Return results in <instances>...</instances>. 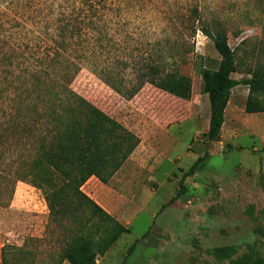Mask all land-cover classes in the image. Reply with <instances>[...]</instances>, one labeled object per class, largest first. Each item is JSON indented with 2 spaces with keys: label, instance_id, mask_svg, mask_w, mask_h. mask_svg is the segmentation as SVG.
Listing matches in <instances>:
<instances>
[{
  "label": "rangeland",
  "instance_id": "374dc122",
  "mask_svg": "<svg viewBox=\"0 0 264 264\" xmlns=\"http://www.w3.org/2000/svg\"><path fill=\"white\" fill-rule=\"evenodd\" d=\"M29 1L0 0V48L12 54L18 47L33 64L45 60V84L53 87L70 81L68 87L77 95L137 136L140 144L145 140L140 154L150 158L141 161L147 181L150 176L146 172L156 162V180H165L174 168L169 183L174 181L172 191L177 197L184 173L204 153L209 155L202 169L184 181L185 196L164 210L167 188L152 196L150 191H158L159 185L145 183L149 191L140 195L147 209L139 210L131 234L124 235L104 256L109 264H264V114L255 119L249 116L245 109L250 91L245 86L235 88L223 139L208 144L205 135L211 112L200 71H217L221 57L210 39L200 31L195 33L199 22H192L193 10L198 8L210 24H222L236 56L237 73L233 79L251 78L252 72L264 67V14L256 0H113L107 7L113 19L108 40L102 42V51L91 48L97 55L101 51L99 61L96 55L98 68L90 66L87 55L82 60L76 53L62 57L53 51L46 56L34 55V49L46 45L54 49V43L61 40L62 26L57 20L62 7L55 10L56 0H35L39 9L34 12ZM72 2L81 5L80 0H69ZM44 50L43 54L51 51ZM159 58L165 59L167 70L191 78L190 101L150 85L132 100H126L100 76L102 67L122 72L126 87L132 88L137 77L135 68L144 65L145 60L159 62ZM23 60L15 62L13 69L31 77L36 68ZM54 60L69 66L68 74L61 65L48 64ZM119 60L129 66L128 71L116 65ZM254 98L264 106L263 94ZM3 108L0 105V120ZM232 121L241 130L230 140ZM157 133L172 137L170 154L149 140ZM33 144L30 140L24 148L19 140L10 139L2 148L5 159L0 165V264L5 255L10 264H57L65 247L66 234L60 224L50 219L42 192L17 178L21 165L31 159ZM188 148L193 150L190 157L185 156ZM155 151L159 153L152 158ZM150 213L155 214L153 219ZM65 225L75 228L70 222Z\"/></svg>",
  "mask_w": 264,
  "mask_h": 264
},
{
  "label": "trees",
  "instance_id": "16d2710c",
  "mask_svg": "<svg viewBox=\"0 0 264 264\" xmlns=\"http://www.w3.org/2000/svg\"><path fill=\"white\" fill-rule=\"evenodd\" d=\"M33 1L35 0L28 3L35 12L38 11L39 4ZM65 1L63 3L56 0L55 5V10L62 7L63 11L58 13L57 20L62 26L59 32L61 40L54 43V49L47 45L39 50L34 49V55L46 56L53 51L62 57L76 53L79 55L78 60L87 55L86 60L92 63L90 66L98 68L97 52H93V49L91 51V48L97 47L102 51V42L108 40V27L113 19L107 13L112 10L107 7L114 1L80 0V7L74 2ZM256 2L264 14V0ZM50 11H53V7ZM200 13L198 8L193 10V24L197 25L199 22L195 33L200 31L210 39L221 57L217 71H200L211 112L210 126L205 137L208 144H212L221 140L225 113L235 88L245 86L250 91L245 109L247 114L264 113L263 103L254 98L258 94L264 95V67L252 72L251 78L240 81L233 79V75L237 73V61L235 52L229 46L227 32L222 24H210ZM4 45H8L7 41ZM28 48L32 51V46ZM0 49V105L4 107L3 118L0 120V165L5 159L2 148L10 139L19 140L24 148L33 140L31 159L21 165L22 172L17 174V178L42 192L50 219L60 224L66 234L65 247L57 264H97V258L106 255L124 235L131 234V230L107 214L83 193L82 188L91 178H97L108 185L138 149L140 140L116 120L72 91L68 87L70 81L66 82L67 85L56 83L53 87L45 84V60L36 62L39 63L36 67V64L23 57L24 54L18 47H14L12 54L5 52L4 48ZM48 49L51 51L48 52ZM43 50L48 54H43ZM101 51L97 55L98 61ZM21 59H24L22 62L28 61L35 66L36 70L31 77L17 74L13 69L14 63ZM164 60L159 58L157 62L156 59H149L145 60L144 65L137 66V77L132 88L126 87L122 72L116 73L102 67L100 76H103V81L110 88L125 96L126 100H132L146 85H150L175 98L190 101L191 78L167 70ZM48 64L61 65L67 74L71 70L69 66L64 67L55 60L53 63L48 61ZM116 65L122 66L121 71L129 70V66L122 60ZM8 89L12 95H9ZM208 156L205 153L204 157L199 158L184 173L180 182L181 192L163 210L185 196L187 189L184 181L194 177L202 169L200 167L205 164ZM67 222L75 228L69 229L65 225ZM138 243L139 241L130 249L129 255ZM5 256L3 264H10Z\"/></svg>",
  "mask_w": 264,
  "mask_h": 264
},
{
  "label": "crops",
  "instance_id": "0c3cea01",
  "mask_svg": "<svg viewBox=\"0 0 264 264\" xmlns=\"http://www.w3.org/2000/svg\"><path fill=\"white\" fill-rule=\"evenodd\" d=\"M229 104L225 113V123L222 129L221 140L223 139L224 130L226 124L228 123L227 113H228ZM249 116L255 119L256 117L262 115L249 114ZM209 119H210V114L208 113L207 126L208 124L210 126ZM232 125L233 126L230 131V140L234 136H236L241 130L236 121H232ZM154 136L155 137L149 138V140H151L153 145L157 144L161 147V149L163 148L167 149L168 150L167 153L170 154L169 149L171 150V148L174 146L173 144L174 141L171 139L172 137L170 136V134L157 133V135L154 134ZM141 141L142 142L139 145L138 149L134 152V154L130 157V159L126 162V164L115 174V176L112 178V180L109 182L108 185H104L97 178H91L82 188V191L86 196H88L91 200H93L99 207H101L107 214H109L118 223H120L122 226L130 230L132 229L133 224L137 219L139 210L142 209L146 211L147 209L146 207L148 206L146 200H144V197L140 195V193L146 194V192L148 193L149 191L148 185H145V183L154 182L159 185L158 191L156 192L150 191L152 196H158L159 192L162 189L167 188L168 196H167L166 204L170 203L172 199L175 198V195H173V191H172L173 188L175 187L174 185L175 183H173L174 181L172 182V184L169 183L170 181H172L171 176L174 175V168L172 169L171 173H168V175L165 177V180L160 181L155 179L156 168L159 167V164H157L156 162V165H154L151 168L149 167L150 165L148 164L149 168L146 173L149 174L150 178L147 181V179L144 177V173H143L144 170L142 169L143 164L141 163V161L150 158H148L147 154L146 155L140 154L141 149L146 146L145 140L142 139ZM192 152L193 150L190 149L189 151L188 148L187 151L185 152V156L190 157L192 155ZM158 153H159L158 151L157 152L155 151L152 154V158L155 157ZM204 155L201 157H204ZM176 190H178V188L175 189V191ZM141 204H143V206ZM166 204H164L163 207L166 206ZM131 206H133V208H131ZM150 216L153 219L155 217V214L150 213ZM104 256L98 257L101 259V261H99L97 258V264H109L107 258H105ZM63 264H69V263L64 262Z\"/></svg>",
  "mask_w": 264,
  "mask_h": 264
}]
</instances>
